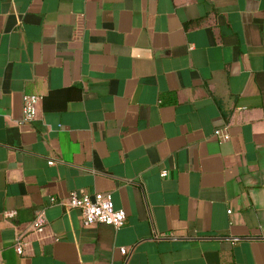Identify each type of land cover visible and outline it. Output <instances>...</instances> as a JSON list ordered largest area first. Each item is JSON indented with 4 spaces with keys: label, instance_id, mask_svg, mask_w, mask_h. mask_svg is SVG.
<instances>
[{
    "label": "crops",
    "instance_id": "obj_1",
    "mask_svg": "<svg viewBox=\"0 0 264 264\" xmlns=\"http://www.w3.org/2000/svg\"><path fill=\"white\" fill-rule=\"evenodd\" d=\"M0 260L264 264V0H0Z\"/></svg>",
    "mask_w": 264,
    "mask_h": 264
},
{
    "label": "built area",
    "instance_id": "obj_2",
    "mask_svg": "<svg viewBox=\"0 0 264 264\" xmlns=\"http://www.w3.org/2000/svg\"><path fill=\"white\" fill-rule=\"evenodd\" d=\"M40 96L37 94H28L24 101V119L31 121L36 118L38 112V105ZM216 134L221 140L229 138V134L222 128L216 129ZM54 164V160L49 161ZM162 176H167V170L162 171ZM64 204L77 208L81 211L84 225L89 226L94 223H103L115 227H121L125 224L127 214L123 209L115 207L112 195L109 193H79L73 191L68 198L63 202ZM16 212H8L7 216H13ZM47 219L43 212L38 213L27 225L23 231L17 232L15 236L14 248L20 255L24 253L26 246V238L30 234H42L46 229ZM121 252L126 254L128 252L126 247L121 248ZM0 264H5L0 260Z\"/></svg>",
    "mask_w": 264,
    "mask_h": 264
}]
</instances>
